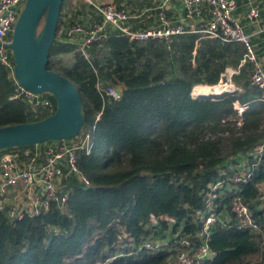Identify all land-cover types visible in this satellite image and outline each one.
Here are the masks:
<instances>
[{
	"label": "trees",
	"instance_id": "obj_1",
	"mask_svg": "<svg viewBox=\"0 0 264 264\" xmlns=\"http://www.w3.org/2000/svg\"><path fill=\"white\" fill-rule=\"evenodd\" d=\"M67 1L47 67L69 78L83 98L79 134L88 132L92 147L77 152V165L89 182L74 173L62 177L59 194L67 195L66 210L54 199L36 216L11 220L0 211V264H171L173 254L138 247L153 232L149 215L176 217L175 229L183 224L184 235L198 244L202 223L195 212L203 209L206 185L220 178L216 166L264 134V90L250 85L251 66L245 63L232 76L239 90L204 98L226 67L238 66L245 48L198 39L199 32L140 43L107 29L103 41L83 51L66 35L81 22L62 12ZM115 85L118 98L106 93ZM14 89L0 62V126L37 121L54 111L11 99ZM237 104L246 106L241 114ZM55 141L0 153L38 148L43 157ZM263 179L264 152L255 175L240 184L264 232L255 199ZM209 246L216 255L203 264H264L263 235L256 229L216 225Z\"/></svg>",
	"mask_w": 264,
	"mask_h": 264
},
{
	"label": "built area",
	"instance_id": "obj_2",
	"mask_svg": "<svg viewBox=\"0 0 264 264\" xmlns=\"http://www.w3.org/2000/svg\"><path fill=\"white\" fill-rule=\"evenodd\" d=\"M176 0H160L159 25L145 29L133 30L130 25V14L123 7L113 4L94 5L102 20L90 26L75 22L66 30L70 39L80 42L84 46L91 42H101L107 37V27L128 35L131 40L143 43L148 39H165L172 35L185 32H199L203 37L219 38L223 42H236L245 48L243 58L237 67H226L221 73L219 83L227 86L225 93H233L240 88L232 82V76L238 73L239 68L249 63L250 85L264 90V67L255 53L251 36L239 20L234 17L237 8L236 0H177L183 6L184 19L201 20L196 30L186 28L183 22L168 23L165 19L164 7ZM25 0H0V62L9 70L15 89L11 99H21L33 108L55 109V102L49 98L48 92L34 93L24 89L14 76V59L8 44L14 24L23 8ZM208 12L209 18L204 21L203 14ZM249 18H258L259 10L251 8L247 13ZM264 30V26H263ZM85 53V52H84ZM224 81V82H223ZM118 85L109 86L106 93L114 98L120 96ZM239 114L246 106H236ZM92 142L88 132L78 134L69 140H56L44 151L43 157L38 148L8 150L0 153V211L6 212L12 219H20L24 215L36 216L47 208L50 201L60 200L62 209L66 210V193L59 194L62 177L70 173L86 184L88 178L83 175L77 165V152H90ZM264 143L258 142L245 145L240 153L230 155L222 164L216 166L220 176L215 182H210L202 191L203 209L195 212L202 227L196 234L198 244L184 235V226L180 224L176 229L177 218L166 214L149 215V222L153 227L150 237H146L139 248L165 250L173 254L171 264H203L215 257V252L209 246V237L216 225L235 227L240 230L256 229L263 235L260 224L257 222L255 211L243 200L241 183L248 182L254 175L262 161ZM20 187L15 192L13 202L8 203V192ZM257 210L261 212L264 221V179L258 184ZM11 197V196H10ZM229 199V203L224 202ZM73 215V212H70ZM130 244L133 237L125 236Z\"/></svg>",
	"mask_w": 264,
	"mask_h": 264
},
{
	"label": "water",
	"instance_id": "obj_3",
	"mask_svg": "<svg viewBox=\"0 0 264 264\" xmlns=\"http://www.w3.org/2000/svg\"><path fill=\"white\" fill-rule=\"evenodd\" d=\"M62 3L63 0H25L14 24L8 47L13 54L15 78L26 90L50 93L56 107L40 120L0 126V150L69 140L82 129V96L69 78L47 67Z\"/></svg>",
	"mask_w": 264,
	"mask_h": 264
},
{
	"label": "crops",
	"instance_id": "obj_4",
	"mask_svg": "<svg viewBox=\"0 0 264 264\" xmlns=\"http://www.w3.org/2000/svg\"><path fill=\"white\" fill-rule=\"evenodd\" d=\"M85 6H81L79 0L67 1L63 7L64 14H71L74 21H81L84 25L90 26L102 20L101 15L96 11L94 5L113 4L117 7L125 8L130 14V25L133 30L145 29L151 26L159 25V9L157 8L160 0H81ZM237 8L234 11V17L244 27V30L250 34L258 60L264 67V0H236ZM256 7L259 10L258 18H249L248 11ZM165 19L170 23L183 22L186 28L196 30L201 25V20H188L183 17V6L179 1L168 3L164 7ZM209 14L206 11L202 19L208 20ZM196 32V31H194ZM198 33V32H197ZM199 34V33H198ZM205 37L198 36V39ZM238 105V104H237ZM258 142L264 143V134L260 136ZM8 203L13 202V196L7 198Z\"/></svg>",
	"mask_w": 264,
	"mask_h": 264
},
{
	"label": "bare ground",
	"instance_id": "obj_5",
	"mask_svg": "<svg viewBox=\"0 0 264 264\" xmlns=\"http://www.w3.org/2000/svg\"><path fill=\"white\" fill-rule=\"evenodd\" d=\"M227 91V86L224 83H217V85H211L205 89V93L208 96L221 95ZM202 97V96H197ZM246 108V107H245Z\"/></svg>",
	"mask_w": 264,
	"mask_h": 264
},
{
	"label": "rangeland",
	"instance_id": "obj_6",
	"mask_svg": "<svg viewBox=\"0 0 264 264\" xmlns=\"http://www.w3.org/2000/svg\"><path fill=\"white\" fill-rule=\"evenodd\" d=\"M84 1H86V0H84ZM223 82H224V81H223ZM191 95H192L193 97H195V96L193 95V90H192ZM17 191H21V190H20V187L17 188V189H11V190L8 192V196H9V197L12 196V195H13L15 192H17ZM124 236H128V233H125Z\"/></svg>",
	"mask_w": 264,
	"mask_h": 264
}]
</instances>
